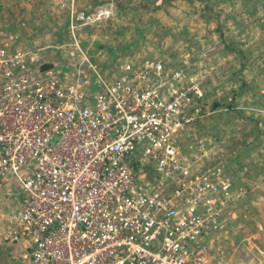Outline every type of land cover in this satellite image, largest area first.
Here are the masks:
<instances>
[{"label":"built area","instance_id":"built-area-1","mask_svg":"<svg viewBox=\"0 0 264 264\" xmlns=\"http://www.w3.org/2000/svg\"><path fill=\"white\" fill-rule=\"evenodd\" d=\"M60 6L89 70L79 62L71 79L39 77L37 53L13 33L0 37V195L15 186L25 198L6 214L4 239L21 246L15 260L226 264L218 233L240 195L223 162L208 161L210 139L192 132L211 114L205 74L183 55L173 65L135 58L105 77L75 37L109 9Z\"/></svg>","mask_w":264,"mask_h":264},{"label":"rangeland","instance_id":"rangeland-1","mask_svg":"<svg viewBox=\"0 0 264 264\" xmlns=\"http://www.w3.org/2000/svg\"><path fill=\"white\" fill-rule=\"evenodd\" d=\"M74 1L79 10L109 9L108 17L80 28L75 37L105 77L135 58L173 65L183 55H190L198 75L205 74L203 102L211 114L194 131L210 139L208 161L223 162L224 177L230 176L231 190L240 195L225 208L219 243L226 264H264V0ZM62 2L0 0V37L13 33L18 47L55 63L39 77L65 79L69 70L72 78L82 60L72 49ZM81 68L89 70L86 61ZM142 181L148 182L145 176ZM10 192L12 197L0 195V264H13L21 250L4 239L7 212L25 201L15 186Z\"/></svg>","mask_w":264,"mask_h":264},{"label":"crops","instance_id":"crops-1","mask_svg":"<svg viewBox=\"0 0 264 264\" xmlns=\"http://www.w3.org/2000/svg\"><path fill=\"white\" fill-rule=\"evenodd\" d=\"M67 1V0H66ZM60 6V5H59ZM61 7V6H60ZM62 8V7H61ZM22 49H25V48H22ZM27 50H30V49H27ZM31 51H33V49L31 50ZM33 52H36L37 53V51H33ZM35 58H36V60L31 64V69H39V70H41L40 68H41V65L42 64H44V63H52L53 62V60H48V59H46L42 54H38L37 53V55H35L34 56ZM92 57L93 58H96V57H94L93 55H92ZM44 58V59H43ZM92 58V59H93ZM107 63H109V61H107ZM53 64V67H54V65H55V63H52ZM38 66V67H37ZM58 67V66H57ZM71 72H69V70H66L65 71V80H68V79H71ZM205 117H203L200 121H202L203 119H204ZM202 125H203V123H201ZM204 131V130H203ZM192 132H193V134L194 135H202V134H199V133H197V132H195L194 130H192ZM182 138H183V135H182ZM187 146H189V145H187ZM226 164V163H225ZM227 169V165H226V168H225V170ZM225 172V171H224ZM225 177H226V180L229 182V185H230V188H231V178H230V176L229 175H227V173H225ZM13 264H18V262L15 260V261H13Z\"/></svg>","mask_w":264,"mask_h":264},{"label":"water","instance_id":"water-1","mask_svg":"<svg viewBox=\"0 0 264 264\" xmlns=\"http://www.w3.org/2000/svg\"><path fill=\"white\" fill-rule=\"evenodd\" d=\"M53 68V64L52 63H44L41 65V71H46Z\"/></svg>","mask_w":264,"mask_h":264},{"label":"trees","instance_id":"trees-1","mask_svg":"<svg viewBox=\"0 0 264 264\" xmlns=\"http://www.w3.org/2000/svg\"><path fill=\"white\" fill-rule=\"evenodd\" d=\"M89 26H90V25H89ZM97 38H99V37H97ZM99 40H100V39H98V41H96L94 45L99 44ZM96 51H97V48H96V47H94V48L91 50L93 56H96V55H97V54H95ZM235 110H237V111H241L240 109H235Z\"/></svg>","mask_w":264,"mask_h":264}]
</instances>
